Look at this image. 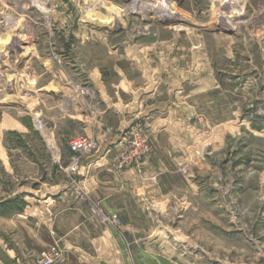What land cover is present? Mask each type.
I'll list each match as a JSON object with an SVG mask.
<instances>
[{"label": "rangeland", "instance_id": "obj_1", "mask_svg": "<svg viewBox=\"0 0 264 264\" xmlns=\"http://www.w3.org/2000/svg\"><path fill=\"white\" fill-rule=\"evenodd\" d=\"M137 1L0 0V237L28 205L117 226L104 182L128 264H264V0Z\"/></svg>", "mask_w": 264, "mask_h": 264}, {"label": "crops", "instance_id": "obj_2", "mask_svg": "<svg viewBox=\"0 0 264 264\" xmlns=\"http://www.w3.org/2000/svg\"><path fill=\"white\" fill-rule=\"evenodd\" d=\"M136 108L137 105L131 107L134 110ZM164 110L171 122L175 116L170 114L168 107ZM145 113L142 111L136 116L139 117ZM89 179L88 183L97 181L96 177ZM106 179L105 177L104 180ZM88 186L87 184V188ZM94 191L101 198L103 211L107 215L118 214L117 226L111 222L102 221L93 214L90 207H84L81 203L70 210L61 205L56 208L58 210L45 207L40 211V215H36L37 212L33 210V207L28 205L19 213L18 219L14 220L16 228L12 230L10 241L0 237V264H38L36 262L39 252L54 242H58L57 244L63 249L62 258L56 264H92V262L94 264L97 260L128 264L126 253L121 250L125 249L129 243V237L126 234L128 232L118 233V228L125 231L142 227L141 224L136 226L128 217L132 211H135L132 203L129 202L130 196L114 184L108 186L104 182H98V187ZM125 198L128 200L126 201ZM136 211L141 212L137 208ZM143 227L145 228L146 225L144 224ZM115 244L121 246L119 253L114 248Z\"/></svg>", "mask_w": 264, "mask_h": 264}, {"label": "built area", "instance_id": "obj_3", "mask_svg": "<svg viewBox=\"0 0 264 264\" xmlns=\"http://www.w3.org/2000/svg\"><path fill=\"white\" fill-rule=\"evenodd\" d=\"M70 148L75 160L71 166V170L76 171L78 169L80 155L91 151L94 148V142L89 138L77 137L71 141ZM60 257V250L57 247H52L42 252L40 264H54Z\"/></svg>", "mask_w": 264, "mask_h": 264}, {"label": "bare ground", "instance_id": "obj_4", "mask_svg": "<svg viewBox=\"0 0 264 264\" xmlns=\"http://www.w3.org/2000/svg\"><path fill=\"white\" fill-rule=\"evenodd\" d=\"M138 1H140V0H138ZM137 1V2H138ZM147 1L148 0H142L141 1V3H145V4H147ZM224 1V0H223ZM222 1V2H223ZM225 1H230V0H225ZM232 1H234V0H232ZM221 2V1H220ZM90 3V2H89ZM225 3V2H224ZM223 3V4H224ZM177 4V3H176ZM167 5H169L170 6V9H171V11H175V10H177V8H176V5H175V2H173V1H171V0H167ZM90 9V8H89ZM150 9V8H149ZM235 10H237V8H235L233 11H235ZM238 11V10H237ZM87 15H90V12L89 13H87ZM110 15V14H109ZM146 15V14H145ZM107 20V19H106ZM108 20H109V17H108Z\"/></svg>", "mask_w": 264, "mask_h": 264}]
</instances>
